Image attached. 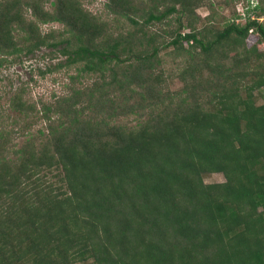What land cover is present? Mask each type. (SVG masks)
Instances as JSON below:
<instances>
[{
    "label": "trees",
    "instance_id": "1",
    "mask_svg": "<svg viewBox=\"0 0 264 264\" xmlns=\"http://www.w3.org/2000/svg\"><path fill=\"white\" fill-rule=\"evenodd\" d=\"M229 1L233 19L243 0ZM200 3L105 0L104 15L79 0H0V67L47 47L64 57L48 72L74 69L47 98L23 84L8 98L0 264H264V22L217 29ZM50 22L61 26L41 31ZM159 48L187 56L176 90Z\"/></svg>",
    "mask_w": 264,
    "mask_h": 264
},
{
    "label": "rangeland",
    "instance_id": "2",
    "mask_svg": "<svg viewBox=\"0 0 264 264\" xmlns=\"http://www.w3.org/2000/svg\"><path fill=\"white\" fill-rule=\"evenodd\" d=\"M81 6L92 14H112L109 13L104 7L103 3L105 0H79ZM225 1V2H224ZM211 2V3H209ZM201 5L194 9V12L199 17L201 23L203 24V18L210 14V9L212 11V21L211 24L214 28H222L225 23L231 21L232 17V2L229 0H201ZM210 4L211 8L208 9L207 6ZM45 8H51L49 3L44 4ZM262 6L264 8V0H262ZM234 8V6H233ZM111 16V15H110ZM262 17L264 22V13L259 15ZM240 23L242 21L239 20ZM200 22L195 24L196 28L201 26ZM60 24L56 22H50L40 25L41 31H46L48 28L59 29ZM169 27V26H167ZM181 32H189V28L183 27ZM256 32L253 31V35H248L246 38V45L249 46L256 40ZM256 50H264V44L262 42L256 43ZM158 56L160 58V63L158 66L159 75L164 80L165 86L168 90H176L181 87L182 82L178 78V71L184 66V61L187 56L183 53L174 55L169 52V49L159 48ZM253 58V57H252ZM64 57L60 55L57 50H51L47 47H41L35 50L33 53L28 55H19L12 59L11 62L0 67V121L9 128L10 120L15 119L18 116L17 112H14L7 107L8 98L20 84L27 85L28 94L27 96L34 99L38 96L42 98H47L51 90L59 91L60 85L58 84L60 80L67 76V74L74 73V69L71 68L69 71L61 69L60 71L48 72V68L52 69V66L57 62L63 61ZM86 78V76H84ZM248 77V76H247ZM81 78L83 83L88 80ZM247 79V78H245ZM67 80L66 78L64 79ZM250 78L247 79V81ZM255 103H261L264 97L261 95V89H255L253 91ZM19 118V117H18ZM25 119L16 120L17 124L21 125L24 123ZM118 122H129L132 123L131 119L119 118ZM26 123V122H25ZM40 122L37 126H41ZM36 127V125H35ZM35 127H32L33 129ZM13 142H21L23 138H18L14 136ZM202 181L205 183L222 182L224 177L220 172H205L202 174Z\"/></svg>",
    "mask_w": 264,
    "mask_h": 264
},
{
    "label": "built area",
    "instance_id": "3",
    "mask_svg": "<svg viewBox=\"0 0 264 264\" xmlns=\"http://www.w3.org/2000/svg\"><path fill=\"white\" fill-rule=\"evenodd\" d=\"M258 4L257 0H243V1H238L234 5V10H235V16L231 21H234V23L237 24H243L245 20L247 19H253L256 18L258 21L262 20L261 16H256L254 14L255 8ZM242 21V23L239 22ZM253 29L249 28L248 33H252ZM190 42V41H189ZM264 44V41H261Z\"/></svg>",
    "mask_w": 264,
    "mask_h": 264
}]
</instances>
